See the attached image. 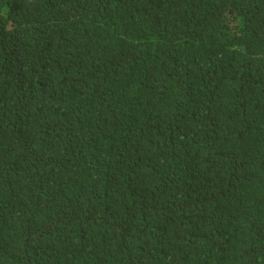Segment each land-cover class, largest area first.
I'll use <instances>...</instances> for the list:
<instances>
[{
  "label": "trees",
  "instance_id": "16d2710c",
  "mask_svg": "<svg viewBox=\"0 0 264 264\" xmlns=\"http://www.w3.org/2000/svg\"><path fill=\"white\" fill-rule=\"evenodd\" d=\"M0 264H264V0H0Z\"/></svg>",
  "mask_w": 264,
  "mask_h": 264
}]
</instances>
